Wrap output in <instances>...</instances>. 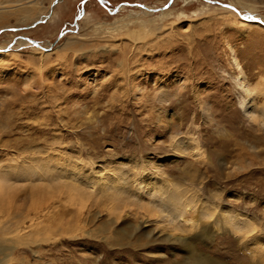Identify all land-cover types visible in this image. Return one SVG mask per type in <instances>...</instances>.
I'll return each instance as SVG.
<instances>
[{"label":"rangeland","instance_id":"374dc122","mask_svg":"<svg viewBox=\"0 0 264 264\" xmlns=\"http://www.w3.org/2000/svg\"><path fill=\"white\" fill-rule=\"evenodd\" d=\"M84 1L0 0V229L50 206L20 236L0 230V258L264 264V126L236 83L262 117L264 24L241 21L264 19V0Z\"/></svg>","mask_w":264,"mask_h":264},{"label":"bare ground","instance_id":"6f19581e","mask_svg":"<svg viewBox=\"0 0 264 264\" xmlns=\"http://www.w3.org/2000/svg\"><path fill=\"white\" fill-rule=\"evenodd\" d=\"M56 5V4H55ZM55 5H53L52 7H51V10H52V8L55 6ZM52 12V11H51ZM50 16H51V13H50ZM250 17H252V19H247V21H241V25H242V28H245V29H247V30H253V29H256L257 27H260V25L261 24H264V19H260V18H256L255 16H250ZM254 17L256 18V20L257 21H255L254 20ZM262 22H261V21ZM239 23V22H238ZM240 24V23H239ZM137 31V30H136ZM136 31H133L132 33H135ZM139 32V31H138ZM134 37H135V35H134ZM133 38V37H132ZM23 40H26V41H28L29 42V40H27V39H25V38H22ZM135 39H137V38H135ZM22 43H25V41H23ZM70 43V42H69ZM52 48V47H51ZM47 49H50V48H45V47H43L42 48V50L43 51H46ZM53 49V48H52ZM3 52H0V55L2 54ZM236 83H237V85L240 87V89L246 94V96L247 97H245V99H246V101H247V104L246 105H243V106H241L242 107V109H243V111L245 112V115L247 116V117H249L250 119H252V120H254V121H259L263 126H264V111H263V116L262 117H260V116H258V115H256L252 110H250L248 107H249V104H250V96L252 95V90L249 88V86H248V84H247V82L245 81V78L243 77V75H241L239 78H238V80L236 81ZM1 170L3 169L2 167L0 168ZM6 180H7V178H6V176L5 175H3V174H0V197L2 198L3 196H5V194L3 193L4 192V190H5V187H4V185H6ZM105 182H106V180H105ZM7 186V185H6ZM77 187V186H76ZM152 187V186H151ZM153 188H155V186H153ZM161 188V187H160ZM42 189V188H41ZM77 189V190H76ZM164 189V188H163ZM75 190H76V192L78 191V192H80V188L79 187H77V188H75ZM165 191V190H164ZM70 192V191H69ZM76 192L74 191V193L76 194ZM144 192V194L145 195H147L148 194V190H144L143 191ZM176 192V191H175ZM72 194V193H71ZM177 194H178V192H177ZM78 195H82V194H79L78 193ZM120 192H117V200L116 199H114V201L116 202V201H118L119 199H120ZM153 194L151 193V195L150 196H152ZM73 196V195H72ZM80 196H78L79 198H80ZM180 196H181V193H180ZM11 197V196H10ZM73 197H75V196H73ZM84 197V196H83ZM153 197V196H152ZM162 197V196H161ZM170 197H172V196H170ZM70 198V197H69ZM183 198V197H182ZM11 199L14 201V198L13 197H11ZM73 200H76V199H74V198H72ZM168 200H165L164 202H165V206L167 205V202L166 201H172V202H175L174 203V205L176 204V199L177 198H167ZM184 199V198H183ZM189 199V198H188ZM72 200V201H73ZM81 200V199H80ZM179 200V199H178ZM185 200V202H187L186 201V199H184ZM184 200H183V202H184ZM4 201V200H3ZM77 201V200H76ZM82 201H83V199H82ZM182 200H180V202H181ZM188 202H190V203H187L186 205H185V208H181V206L180 205H175V206H177L176 207V209H174V210H176V211H178L177 213V215H179V216H182V214H185L186 212H184L186 209L187 210H189L190 208H189V206L191 205V200L190 201H188ZM73 203V202H72ZM82 203V202H81ZM182 203V202H181ZM71 204V203H70ZM149 206H148V205ZM183 204V203H182ZM83 205V203L80 205V206H82ZM145 206H147V209H148V212L149 213H151V214H154L155 216L156 215H159V214H157V212L158 213H160V214H162V213H164V207H162L163 209H157L156 211H155V209L156 208H154V206H155V204H151V201H148V202H146L145 204H144ZM151 206V207H150ZM50 208V206H48V205H45V206H38V207H36L35 209H36V213L35 214H33V217L35 218V219H38L40 216H39V214L38 213H40L41 211H45V209H49ZM80 208V207H79ZM114 208V207H113ZM181 208V209H180ZM111 209H112V207H111ZM110 209V210H111ZM154 210V211H153ZM179 210H180V212H179ZM38 212V213H37ZM49 214H51V212L49 211ZM150 214V215H151ZM152 216V215H151ZM5 217V216H4ZM13 218H11L12 220H10L8 223H3V224H1V226L2 225H4L0 230H2V234H13V236H20V233L22 232V230L26 227H28L27 225H25L26 224V220H29V221H31V222H33V217L32 216H29V215H26V214H21L20 216L18 215V216H12ZM177 217V216H176ZM9 218V217H8ZM53 218H54V215H53V217L51 218V217H48L46 220H45V223L47 224L48 222L50 223V224H53L54 222L56 223V221H53ZM1 220V219H0ZM61 220H63V219H58V222H57V224L56 225H59V226H61V227H64V226H62V225H64V224H66V223H64L63 224V222L61 221ZM185 223H186V225H187V227H188V229L189 228H193V226H194V224H192L191 223V220L190 219H184L183 220ZM4 222V221H3ZM227 224L228 225H230V227H231V229H232V231L234 232V233H239V232H242V231H245L248 227H246V228H242V226H240V224L239 223H237V221L236 222H234V223H230V222H227ZM34 225V224H33ZM53 225H55V224H53ZM67 225V224H66ZM69 225H71V224H69ZM170 225H173V224H170ZM236 225H239V226H237V227H235ZM35 227H39V225L38 224H36V225H34ZM53 226H51V228H52ZM69 228H70V226H68ZM75 227H77V226H75ZM250 227V226H249ZM50 228V227H49ZM59 228V227H58ZM65 228V227H64ZM79 228V227H78ZM66 229V228H65ZM80 229V228H79ZM49 230V229H48ZM52 230V229H51ZM56 230H58V229H56ZM62 230H64V229H62ZM70 230V229H69ZM66 231V230H65ZM102 230L100 229V232H101ZM172 231L173 232H175V233H173V234H169V235H167V239L168 240H172V241H182L183 242V244L184 243H186V242H189V240H186V238H182V236H180V234L178 233V234H176V232H178V231H180L179 230V227L177 226V225H173L172 226ZM1 232V231H0ZM60 232V231H59ZM63 232V231H62ZM45 233V232H44ZM69 233V232H68ZM176 234V235H175ZM71 235V234H70ZM2 237H3V235H1ZM7 236V235H6ZM19 238V237H18ZM9 240V239H8ZM14 241V240H13ZM0 242H1V239H0ZM186 245V244H185ZM188 246H189V244H188ZM187 246V247H188ZM190 248H192V246H189ZM1 248V247H0ZM9 250H8V252L7 253H5L4 255H3V257H1L0 258V263H4V264H8V260H9V257L13 254V250L15 249V247H10V248H8ZM188 250V249H187ZM194 249L192 248V250L191 249H189V251H190V253L193 251ZM6 252V251H5ZM4 253V251H0V254L2 255ZM191 255V256H190ZM189 259H187L183 264H212V261H210V260H208L207 258H205V257H203V258H201V257H199L198 256V254L195 252L194 254H189ZM12 258V257H11Z\"/></svg>","mask_w":264,"mask_h":264},{"label":"water","instance_id":"95a60500","mask_svg":"<svg viewBox=\"0 0 264 264\" xmlns=\"http://www.w3.org/2000/svg\"><path fill=\"white\" fill-rule=\"evenodd\" d=\"M86 2V0L83 2V5H84V3ZM55 4H57V1L54 3V5ZM226 6H228V7H230V8H232V9H235V7L233 6V5H231V4H226ZM145 8H147L146 6H145ZM151 10H153V9H151ZM236 10V9H235ZM82 11H83V13H84V7H82ZM50 17V15L48 14L47 16H45L42 20H39V21H37V22H34L32 25H30L29 27H32V26H36V25H38L40 22H42V21H44V20H46V19H48ZM80 17V16H79ZM78 17V18H79ZM78 18L75 20V24L77 25V20H78ZM261 21V20H260ZM262 22V21H261ZM61 35H63V33L61 34ZM32 42H34V43H36L38 46H41V43L39 42V41H34V40H31ZM55 44V43H54ZM54 44H53V46H54ZM52 46V47H53ZM51 48V47H50Z\"/></svg>","mask_w":264,"mask_h":264}]
</instances>
